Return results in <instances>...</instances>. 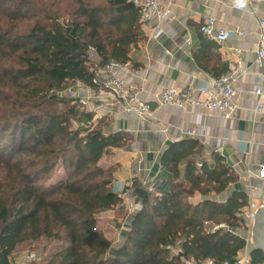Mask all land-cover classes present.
Listing matches in <instances>:
<instances>
[{
	"label": "trees",
	"instance_id": "1",
	"mask_svg": "<svg viewBox=\"0 0 264 264\" xmlns=\"http://www.w3.org/2000/svg\"><path fill=\"white\" fill-rule=\"evenodd\" d=\"M142 26L130 0H0V264L43 239L62 244L47 264H235L247 248L249 196L225 157L207 158L192 138L161 155V185L138 198L122 246L99 228L97 216L124 202L100 161L133 139L60 95L97 89V68L130 63ZM251 259L264 264V253L251 249Z\"/></svg>",
	"mask_w": 264,
	"mask_h": 264
},
{
	"label": "crops",
	"instance_id": "2",
	"mask_svg": "<svg viewBox=\"0 0 264 264\" xmlns=\"http://www.w3.org/2000/svg\"><path fill=\"white\" fill-rule=\"evenodd\" d=\"M163 3L171 4V16L143 24L146 40L133 50L129 63L138 73L127 78L130 87L143 89L141 99L151 106V116L140 119L135 114H126L123 101L104 84L97 89L75 86L80 97L89 99L86 112L93 114L94 124L104 120L109 125L105 132L124 131L133 139L128 148L113 149L100 165L113 169L114 188L124 185L127 194L133 193L139 208V199L130 189L133 182H139L147 191L159 187L161 155L176 142L197 139L204 144L207 158L214 152L225 157L239 176L237 188L247 193L250 203H262L264 181L259 179L258 169L264 165V113H254L258 103L254 91L264 86L257 62L264 4L252 0H163ZM210 17L217 20L219 27H239L246 35L224 45L211 42L200 32L201 24ZM157 28L163 30L158 39L154 37ZM208 42L214 47L207 49ZM199 52L206 56L209 72L197 64ZM239 63L240 73L235 82L239 110L234 118L227 119L220 113L201 108L182 111L162 105L165 85L179 89L197 87L226 74L231 65ZM188 131L193 135H188ZM123 199L119 208L97 216L99 228L115 248L117 240L124 243L133 219L124 195ZM244 252L251 253L249 244ZM15 255L16 264L35 262L27 260L23 253Z\"/></svg>",
	"mask_w": 264,
	"mask_h": 264
},
{
	"label": "built area",
	"instance_id": "3",
	"mask_svg": "<svg viewBox=\"0 0 264 264\" xmlns=\"http://www.w3.org/2000/svg\"><path fill=\"white\" fill-rule=\"evenodd\" d=\"M141 13L142 23H148L152 20L162 21L171 16V4H164L163 0H130ZM257 4H264V0H252ZM200 32L209 41L218 45H224L228 41L236 38H244L245 31L239 27L221 28L215 18L210 17L200 26ZM163 30L157 28L154 35L155 38L161 37ZM261 41L257 50V62L262 70L264 77V20L261 21ZM189 41H187V44ZM241 65H231L229 71L220 78L213 79L209 83H204L200 86H190L185 89L166 86L162 93V105H170L185 111L192 108H201L211 112L222 114L227 119L235 117L239 110L237 101L238 92L235 88V82L240 73ZM138 72L134 71L131 65L122 64L117 61H112L103 68L96 69V84H104L112 94L123 101L124 111L128 115H137L140 119L147 118L152 115L153 110L149 104L141 99L143 89H134L127 84L128 76L136 75ZM81 85V84H78ZM254 95L258 99V103L254 109L255 114L264 113V86L255 89ZM61 97H69L78 101L82 109H86L89 104L87 97H80L74 90H69L60 95ZM188 135H193L192 131L187 132ZM259 179L264 181V165L258 169ZM114 191L123 197H126L127 208L130 215L134 216L138 211V205L133 197V193H128L124 185H117ZM264 206V199L262 203L251 202L249 208L244 212L243 218L247 226L246 232L242 236L246 238L249 244V235L251 233L253 222L256 213ZM219 228V227H217ZM119 243L118 246H122ZM29 261H38V255L31 254L27 256ZM184 264H197L193 261H184ZM199 264H216L213 260H206ZM230 264V263H223ZM235 264H252L251 253H241Z\"/></svg>",
	"mask_w": 264,
	"mask_h": 264
},
{
	"label": "rangeland",
	"instance_id": "4",
	"mask_svg": "<svg viewBox=\"0 0 264 264\" xmlns=\"http://www.w3.org/2000/svg\"><path fill=\"white\" fill-rule=\"evenodd\" d=\"M42 1H65V0H42ZM52 3V2H51ZM23 29V28H22ZM69 90H74L75 93L77 92L75 87H70ZM68 90V91H69ZM80 96V95H79ZM81 97H83L81 95ZM86 111V109H85ZM58 178H60L62 176V169L59 168V171L57 173ZM249 247L251 249H254V239H253V235L252 233H248L245 235H249ZM123 240H117L116 242V247H119L118 244L122 243ZM115 247V246H114ZM62 248V244L56 243V242H48L47 240L43 239L40 240L38 242L35 243H26L24 245H22L15 254H25V257L31 254H35L38 255V261L33 262V264H47L48 261H50L52 255L54 254V252H56L57 250H60ZM16 257V255H14V258Z\"/></svg>",
	"mask_w": 264,
	"mask_h": 264
},
{
	"label": "water",
	"instance_id": "5",
	"mask_svg": "<svg viewBox=\"0 0 264 264\" xmlns=\"http://www.w3.org/2000/svg\"><path fill=\"white\" fill-rule=\"evenodd\" d=\"M134 193L139 199L144 200L149 192L143 188H137ZM251 233L255 243L254 250L264 253V206L256 213Z\"/></svg>",
	"mask_w": 264,
	"mask_h": 264
}]
</instances>
